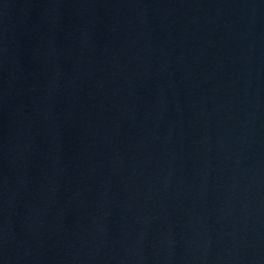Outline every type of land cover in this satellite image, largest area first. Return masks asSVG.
Returning a JSON list of instances; mask_svg holds the SVG:
<instances>
[{"label": "water", "instance_id": "1", "mask_svg": "<svg viewBox=\"0 0 264 264\" xmlns=\"http://www.w3.org/2000/svg\"><path fill=\"white\" fill-rule=\"evenodd\" d=\"M0 264H264V0H0Z\"/></svg>", "mask_w": 264, "mask_h": 264}]
</instances>
